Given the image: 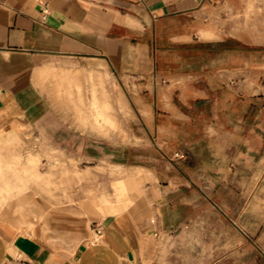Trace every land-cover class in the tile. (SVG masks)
Masks as SVG:
<instances>
[{"label": "crops", "instance_id": "crops-1", "mask_svg": "<svg viewBox=\"0 0 264 264\" xmlns=\"http://www.w3.org/2000/svg\"><path fill=\"white\" fill-rule=\"evenodd\" d=\"M231 1L0 0V264H163L152 224L122 212L131 201L123 183L118 203L54 206L11 186L13 147L30 128L37 74L51 61L109 73L118 95L131 99L125 112L148 116L141 123L147 131L175 128L157 127L155 114L180 116L185 147H200L207 132L222 129L217 120L235 112L239 98L248 119L249 91L220 89L235 75L246 83L251 70H264V46L218 30L211 14ZM92 104L96 123L114 118L106 98Z\"/></svg>", "mask_w": 264, "mask_h": 264}, {"label": "rangeland", "instance_id": "rangeland-1", "mask_svg": "<svg viewBox=\"0 0 264 264\" xmlns=\"http://www.w3.org/2000/svg\"><path fill=\"white\" fill-rule=\"evenodd\" d=\"M211 19L240 43L264 46V0L221 3ZM34 88L30 128L13 147L11 186L58 207L92 199L102 208L118 203L123 183L131 201L122 212L152 224L163 264H264V70L220 89L248 90L249 118L239 98L235 112L217 120L222 129L196 148L184 146L180 116L154 115L157 127L174 125L170 131L143 129L148 116L125 112L131 99L118 95L109 73L51 61ZM97 97L109 101L111 122L96 123Z\"/></svg>", "mask_w": 264, "mask_h": 264}, {"label": "built area", "instance_id": "built-area-1", "mask_svg": "<svg viewBox=\"0 0 264 264\" xmlns=\"http://www.w3.org/2000/svg\"><path fill=\"white\" fill-rule=\"evenodd\" d=\"M96 236H97V241H99L103 238V231L100 227H98L96 229Z\"/></svg>", "mask_w": 264, "mask_h": 264}, {"label": "bare ground", "instance_id": "bare-ground-1", "mask_svg": "<svg viewBox=\"0 0 264 264\" xmlns=\"http://www.w3.org/2000/svg\"><path fill=\"white\" fill-rule=\"evenodd\" d=\"M106 120H107V122H111V117L109 114H106Z\"/></svg>", "mask_w": 264, "mask_h": 264}]
</instances>
